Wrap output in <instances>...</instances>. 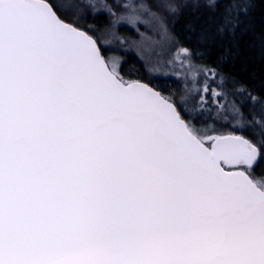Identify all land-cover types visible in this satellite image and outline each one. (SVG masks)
Here are the masks:
<instances>
[{
    "label": "snow or ice",
    "instance_id": "snow-or-ice-1",
    "mask_svg": "<svg viewBox=\"0 0 264 264\" xmlns=\"http://www.w3.org/2000/svg\"><path fill=\"white\" fill-rule=\"evenodd\" d=\"M102 43L50 0H0V264H264V115L233 104L234 131L210 134L195 121L224 78L204 69L177 100Z\"/></svg>",
    "mask_w": 264,
    "mask_h": 264
},
{
    "label": "trees",
    "instance_id": "trees-1",
    "mask_svg": "<svg viewBox=\"0 0 264 264\" xmlns=\"http://www.w3.org/2000/svg\"><path fill=\"white\" fill-rule=\"evenodd\" d=\"M50 2L62 19L75 22V15L63 14L53 0ZM226 11L234 17L233 26L220 31ZM106 21L105 14H85L77 19V24L89 32L88 27H105ZM171 25L169 31L174 41L189 50L193 61L206 69H213L218 79L224 78L227 86L220 90L225 96L231 97L245 115L251 113L257 118L264 115L261 112L264 105V0H219L214 7L199 5L187 8ZM121 32L127 37L132 36L129 28H121ZM124 68L128 72L125 80H140L162 94L172 96L179 90V84L172 79L149 82L141 61L135 55L127 57ZM251 97H256V101ZM215 111L216 107L208 104L195 124L201 126L214 122ZM258 171L255 169L256 173Z\"/></svg>",
    "mask_w": 264,
    "mask_h": 264
},
{
    "label": "rangeland",
    "instance_id": "rangeland-1",
    "mask_svg": "<svg viewBox=\"0 0 264 264\" xmlns=\"http://www.w3.org/2000/svg\"><path fill=\"white\" fill-rule=\"evenodd\" d=\"M81 2L86 7L76 11L67 8L69 0H53V3L63 14L75 15L74 23L77 26H79L77 19L85 14H105L107 16V25L105 27H88L89 34L94 37H103L104 43L100 45L103 55L106 58H111L110 67L115 66L123 78L128 73L124 67L127 57L131 54L137 56L141 61L149 82H154L157 79H172L179 84V90L174 96L161 93L164 96L178 100L186 89L193 88L194 84L199 85L204 81V69L206 68L195 63L190 52L187 56L180 54L179 50L185 48L174 41L169 29L180 12L187 8H196L199 5L209 6L211 0H132L135 4L147 3L152 15L139 11L136 13L126 12L122 7H116L117 0H81ZM118 2L123 5L128 0H118ZM106 5L112 6L115 16L110 14ZM122 16L123 19H121ZM132 16H138L139 19L132 20L130 19ZM121 28L131 29L132 36L124 35ZM134 73L136 74V72ZM216 79L219 80L217 76ZM233 104L236 105L231 97L223 95L217 103L213 104L217 109L214 113V122H207L201 126L196 125V127L211 126L214 131L210 134L231 132L234 130L231 118ZM218 112L228 115L229 121L225 123L217 120ZM255 169L259 170V173L254 170L253 179L257 181L264 179V160L258 163Z\"/></svg>",
    "mask_w": 264,
    "mask_h": 264
},
{
    "label": "water",
    "instance_id": "water-1",
    "mask_svg": "<svg viewBox=\"0 0 264 264\" xmlns=\"http://www.w3.org/2000/svg\"><path fill=\"white\" fill-rule=\"evenodd\" d=\"M142 83H144V82H142ZM146 84V83H145ZM150 86V85H149ZM227 167V166H226Z\"/></svg>",
    "mask_w": 264,
    "mask_h": 264
}]
</instances>
